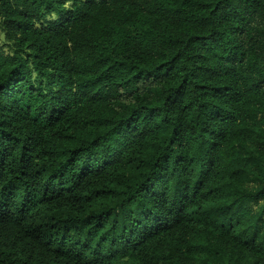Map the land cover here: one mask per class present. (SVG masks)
<instances>
[{"label": "trees", "instance_id": "16d2710c", "mask_svg": "<svg viewBox=\"0 0 264 264\" xmlns=\"http://www.w3.org/2000/svg\"><path fill=\"white\" fill-rule=\"evenodd\" d=\"M0 264H264V0H0Z\"/></svg>", "mask_w": 264, "mask_h": 264}, {"label": "rangeland", "instance_id": "374dc122", "mask_svg": "<svg viewBox=\"0 0 264 264\" xmlns=\"http://www.w3.org/2000/svg\"><path fill=\"white\" fill-rule=\"evenodd\" d=\"M0 50L8 53V50L6 48L5 41H4L3 36L1 34H0Z\"/></svg>", "mask_w": 264, "mask_h": 264}]
</instances>
